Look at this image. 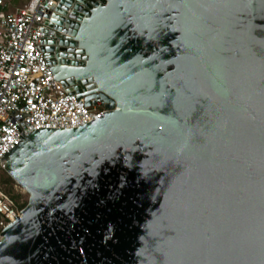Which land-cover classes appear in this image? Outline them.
<instances>
[{"label":"water","instance_id":"1","mask_svg":"<svg viewBox=\"0 0 264 264\" xmlns=\"http://www.w3.org/2000/svg\"><path fill=\"white\" fill-rule=\"evenodd\" d=\"M57 1L44 56L104 113L1 158L0 264H264V0Z\"/></svg>","mask_w":264,"mask_h":264},{"label":"built area","instance_id":"2","mask_svg":"<svg viewBox=\"0 0 264 264\" xmlns=\"http://www.w3.org/2000/svg\"><path fill=\"white\" fill-rule=\"evenodd\" d=\"M57 0H27L22 7L0 0V160L23 136L39 128L68 129L104 113L83 107L67 92L44 56L42 40ZM5 171L0 163V172ZM20 213L0 186V229Z\"/></svg>","mask_w":264,"mask_h":264},{"label":"rangeland","instance_id":"3","mask_svg":"<svg viewBox=\"0 0 264 264\" xmlns=\"http://www.w3.org/2000/svg\"><path fill=\"white\" fill-rule=\"evenodd\" d=\"M9 6L14 4L16 6L22 7L26 0H6ZM7 172L1 171L0 172V186L1 188L15 201L17 208L20 209V206L26 204L28 201L29 194L13 179L8 182H3V179H6ZM1 231V229H0Z\"/></svg>","mask_w":264,"mask_h":264},{"label":"trees","instance_id":"4","mask_svg":"<svg viewBox=\"0 0 264 264\" xmlns=\"http://www.w3.org/2000/svg\"><path fill=\"white\" fill-rule=\"evenodd\" d=\"M27 1V0H26ZM14 5V4H13ZM12 180V178L9 176V175H7L6 176V179H3L2 181L3 182H8V181H11ZM26 204H23V205H21L20 206V209H22L24 206H25Z\"/></svg>","mask_w":264,"mask_h":264},{"label":"bare ground","instance_id":"5","mask_svg":"<svg viewBox=\"0 0 264 264\" xmlns=\"http://www.w3.org/2000/svg\"><path fill=\"white\" fill-rule=\"evenodd\" d=\"M19 215H20V213L17 216H19ZM14 220H15V218H14Z\"/></svg>","mask_w":264,"mask_h":264},{"label":"crops","instance_id":"6","mask_svg":"<svg viewBox=\"0 0 264 264\" xmlns=\"http://www.w3.org/2000/svg\"><path fill=\"white\" fill-rule=\"evenodd\" d=\"M13 5V4H12Z\"/></svg>","mask_w":264,"mask_h":264}]
</instances>
